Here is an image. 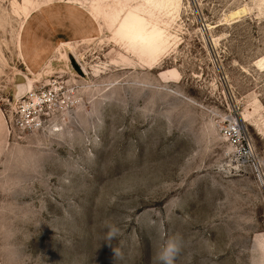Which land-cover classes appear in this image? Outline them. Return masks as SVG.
Returning <instances> with one entry per match:
<instances>
[{
    "label": "rangeland",
    "instance_id": "374dc122",
    "mask_svg": "<svg viewBox=\"0 0 264 264\" xmlns=\"http://www.w3.org/2000/svg\"><path fill=\"white\" fill-rule=\"evenodd\" d=\"M14 185L42 264H264V0H0Z\"/></svg>",
    "mask_w": 264,
    "mask_h": 264
},
{
    "label": "clouds",
    "instance_id": "9594fccd",
    "mask_svg": "<svg viewBox=\"0 0 264 264\" xmlns=\"http://www.w3.org/2000/svg\"><path fill=\"white\" fill-rule=\"evenodd\" d=\"M6 199L0 202V264H42V253H36L30 246L25 225L30 221V213L20 204L26 190L20 185L0 187ZM118 232L114 226L110 235ZM178 251L175 241L167 242L158 253L163 264H172Z\"/></svg>",
    "mask_w": 264,
    "mask_h": 264
},
{
    "label": "built area",
    "instance_id": "2783aa9c",
    "mask_svg": "<svg viewBox=\"0 0 264 264\" xmlns=\"http://www.w3.org/2000/svg\"><path fill=\"white\" fill-rule=\"evenodd\" d=\"M227 136L231 139L232 143H242L241 139L243 138V132L241 131L238 125H230L225 128ZM244 139V138H243ZM246 146L248 147V142L245 141Z\"/></svg>",
    "mask_w": 264,
    "mask_h": 264
},
{
    "label": "water",
    "instance_id": "95a60500",
    "mask_svg": "<svg viewBox=\"0 0 264 264\" xmlns=\"http://www.w3.org/2000/svg\"><path fill=\"white\" fill-rule=\"evenodd\" d=\"M77 71L80 72V68L77 67ZM24 81V77L22 75H15V83H22ZM18 93V92H17Z\"/></svg>",
    "mask_w": 264,
    "mask_h": 264
},
{
    "label": "bare ground",
    "instance_id": "6f19581e",
    "mask_svg": "<svg viewBox=\"0 0 264 264\" xmlns=\"http://www.w3.org/2000/svg\"><path fill=\"white\" fill-rule=\"evenodd\" d=\"M29 88V86L27 85V89Z\"/></svg>",
    "mask_w": 264,
    "mask_h": 264
}]
</instances>
